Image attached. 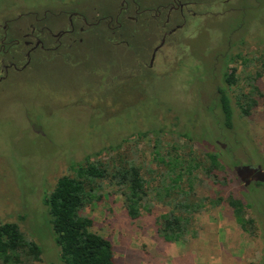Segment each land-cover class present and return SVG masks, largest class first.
<instances>
[{
	"label": "rangeland",
	"instance_id": "1",
	"mask_svg": "<svg viewBox=\"0 0 264 264\" xmlns=\"http://www.w3.org/2000/svg\"><path fill=\"white\" fill-rule=\"evenodd\" d=\"M141 1L149 6L163 0ZM202 1L192 7L197 14H189L185 27L168 39L169 48L157 56L151 73L137 75L138 55L125 47V40L155 47L165 32L155 20L145 36L137 39L125 34L115 40L121 44L111 40L105 27L100 28L103 33H81L74 46L60 50L63 56H44L31 69L0 85V223L18 222L29 239L41 243L43 260L35 264H60L44 198L60 176L70 173L73 162L100 151V157L109 159L117 150L107 148L130 138L120 152L142 164L146 173L148 167L156 168V141L184 144L181 133L194 125L198 138L209 139L212 133L215 140L227 144L225 151L233 148L230 157L224 152L230 162H238L231 169L233 181L226 194H241L252 206L248 214L257 221L256 233L241 230L228 206L222 205L196 215V237L182 243L165 242L158 237L156 218L168 208L158 204L152 213L132 219L124 197L112 186L105 189L100 203L86 209L95 220L94 230L111 238L120 264L264 262V186H246L234 169L264 161V96L248 118L240 117L235 104L244 79L258 73L259 58L264 56V0ZM121 2L0 0V11L10 5L57 3L67 10L82 5L92 10L107 4V12H113ZM57 20L64 23L66 15ZM128 25L140 27L134 20ZM142 53L141 59L149 62L150 51ZM239 53L250 58V63L233 60ZM229 66L237 68L240 85L226 84ZM256 83L264 93V75ZM221 86L228 89L235 108L233 131L223 130L218 122L216 91ZM138 132H147L139 143L133 137ZM134 146L137 154L132 152ZM208 193V187L198 189L199 195Z\"/></svg>",
	"mask_w": 264,
	"mask_h": 264
},
{
	"label": "trees",
	"instance_id": "2",
	"mask_svg": "<svg viewBox=\"0 0 264 264\" xmlns=\"http://www.w3.org/2000/svg\"><path fill=\"white\" fill-rule=\"evenodd\" d=\"M235 59H241L246 65L251 61L240 53L234 56ZM259 59L258 73L244 79L245 87L236 96L235 104L243 118L252 115V110L259 105V97L264 96L256 83L264 75V56ZM224 77L229 87L240 85L235 66H229ZM219 90L217 105L220 117L215 113L220 118V128L233 131L235 108L232 98L226 87L221 86ZM195 126L181 133L180 136L185 137L184 144L169 142L162 145L156 141V168L148 167L146 173L142 164L120 152L130 138L108 147L117 150V154L109 159L100 157V151L71 164L70 173L60 176L44 198L48 206V227L56 241L60 264H120L116 260L113 241L94 230L95 220L86 213L89 206L103 200L108 186L116 188L124 197L126 212L132 219H138L144 212L152 213L158 204L167 207L156 218L158 237L165 242L182 243L196 237V215L222 205L228 206L241 230L256 233L257 221L248 214L252 206L241 194H226V188L233 181L231 169L238 162H230L224 152H228L230 157L233 148L229 146L225 151L210 130L209 139L198 138L199 132L193 129ZM135 134L133 137L139 143L147 132ZM132 152L137 154L136 146ZM255 163L264 166V161ZM200 186L208 187L209 193L199 195ZM43 254L41 243L29 239L18 222L0 223V264H35L43 260Z\"/></svg>",
	"mask_w": 264,
	"mask_h": 264
},
{
	"label": "flooded vegetation",
	"instance_id": "3",
	"mask_svg": "<svg viewBox=\"0 0 264 264\" xmlns=\"http://www.w3.org/2000/svg\"><path fill=\"white\" fill-rule=\"evenodd\" d=\"M131 1L130 3L128 0H122L113 12H107V4L100 8L95 6L92 10L85 5L67 10L57 7V3L36 7L22 5L5 7L0 11V85L14 79L18 73L31 69L35 62L44 56L51 58L57 55L63 56L60 50L74 46L81 33L86 34L89 31L103 33L100 28L105 27V30L111 33V40L115 44H121L123 41L115 40L120 36L124 37L125 34L135 36L137 39L143 37V34L148 31L147 26L155 20L165 31L158 45L153 47V44L149 46L147 43H138V41L133 44L125 40V47L133 48L138 55L135 59L139 66L137 75L142 71L151 73L155 62L158 63L157 56L169 48L168 41L172 39V35L185 27L189 14H197L192 7L205 3L202 0H163L144 6L141 0ZM132 13H135V16ZM146 13V16L142 15ZM59 15H66L64 23H59L57 20ZM131 20H134L135 24H139L140 27L129 26L128 22ZM167 27L170 29L165 30ZM105 39L108 40L107 37ZM83 40V37H79L80 42ZM144 51L151 53L149 62L146 61L147 59H141V56L145 55L142 53ZM219 88L216 91L218 96ZM217 143L223 149L226 148V143H221L219 140ZM244 165L258 167L260 164L251 163L242 166ZM256 174V172H247L242 175V181L245 184L247 180H250L247 184L249 186L252 183L264 186V182L252 180Z\"/></svg>",
	"mask_w": 264,
	"mask_h": 264
},
{
	"label": "water",
	"instance_id": "4",
	"mask_svg": "<svg viewBox=\"0 0 264 264\" xmlns=\"http://www.w3.org/2000/svg\"><path fill=\"white\" fill-rule=\"evenodd\" d=\"M234 169L237 172L238 176L241 177V180H243L242 175H245L247 172H256L257 174L252 178V180L264 182V169L262 165H259L258 167H253L250 165H237L234 167ZM249 181L250 180H247L245 184H249Z\"/></svg>",
	"mask_w": 264,
	"mask_h": 264
}]
</instances>
